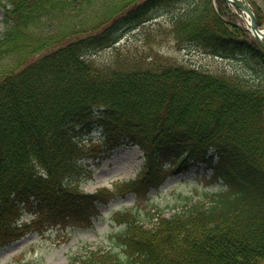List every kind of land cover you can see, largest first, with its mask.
Instances as JSON below:
<instances>
[{
	"label": "trees",
	"instance_id": "16d2710c",
	"mask_svg": "<svg viewBox=\"0 0 264 264\" xmlns=\"http://www.w3.org/2000/svg\"><path fill=\"white\" fill-rule=\"evenodd\" d=\"M249 2L264 27L263 7ZM0 7V248L24 233L13 224L22 207L36 206L43 221L63 211L88 219L97 203L146 197L170 175L205 164L226 186L210 203L151 225L132 211L118 214L125 224L118 246L88 249L69 264H264V72L254 84L158 48L173 43L264 68V49L224 0H0ZM158 11H172L170 26L147 33L141 46L93 58ZM93 130L103 141L87 151L82 139ZM122 145L142 150L139 175L84 192L79 160Z\"/></svg>",
	"mask_w": 264,
	"mask_h": 264
},
{
	"label": "rangeland",
	"instance_id": "374dc122",
	"mask_svg": "<svg viewBox=\"0 0 264 264\" xmlns=\"http://www.w3.org/2000/svg\"><path fill=\"white\" fill-rule=\"evenodd\" d=\"M255 1L264 10V0ZM153 14L156 17L153 21L130 33L117 47L102 51L97 58L103 61L117 49L124 50L134 44H142L144 34L171 25L172 11H158ZM3 16L4 10L0 8V33L4 31ZM158 48L162 53L171 55L187 65L230 74H245L254 84L262 81L264 68L253 65L250 61L246 64L241 59L225 60L203 54L191 47L178 50L173 43ZM48 51L50 50L41 52V55ZM35 57L36 55L30 61ZM100 140V132L95 131L84 137L82 144L89 148L93 142ZM142 164V152L137 147L122 146L103 159L88 157L80 160V173L76 177L81 182L82 190L96 192L102 187L111 188L117 182L135 178ZM210 178L211 171L205 170L204 165L194 167L187 173L170 177L164 185L153 190L146 197L128 194L111 200L106 206L100 204L99 213L94 215L89 223L85 220H69L66 223H50L36 227L21 239L0 249V264H67L74 254L82 253L87 248L115 247L116 237L123 228V225L115 219L117 213L133 211L141 221L150 223L157 212L170 215L175 210L183 209L194 202L210 203L212 196L224 188L219 184L210 183ZM38 215L24 209L20 222H32Z\"/></svg>",
	"mask_w": 264,
	"mask_h": 264
},
{
	"label": "water",
	"instance_id": "95a60500",
	"mask_svg": "<svg viewBox=\"0 0 264 264\" xmlns=\"http://www.w3.org/2000/svg\"><path fill=\"white\" fill-rule=\"evenodd\" d=\"M230 4L237 6L241 11L247 13L251 17V22L248 23V26L254 35V37L260 42V44L264 47V31L260 29L256 21V15L251 8V6L242 0H227Z\"/></svg>",
	"mask_w": 264,
	"mask_h": 264
},
{
	"label": "bare ground",
	"instance_id": "6f19581e",
	"mask_svg": "<svg viewBox=\"0 0 264 264\" xmlns=\"http://www.w3.org/2000/svg\"><path fill=\"white\" fill-rule=\"evenodd\" d=\"M0 8H2V7H0Z\"/></svg>",
	"mask_w": 264,
	"mask_h": 264
}]
</instances>
